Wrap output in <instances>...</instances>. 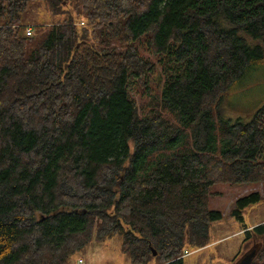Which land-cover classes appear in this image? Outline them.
<instances>
[{
	"label": "trees",
	"instance_id": "1",
	"mask_svg": "<svg viewBox=\"0 0 264 264\" xmlns=\"http://www.w3.org/2000/svg\"><path fill=\"white\" fill-rule=\"evenodd\" d=\"M33 1L77 18L27 55ZM258 67L264 0H0V264H69L115 236L129 264L206 247L222 217L208 188L264 183V102L248 122L219 109ZM261 198L231 210L240 256L258 246L251 264H264V223L242 213Z\"/></svg>",
	"mask_w": 264,
	"mask_h": 264
},
{
	"label": "rangeland",
	"instance_id": "2",
	"mask_svg": "<svg viewBox=\"0 0 264 264\" xmlns=\"http://www.w3.org/2000/svg\"><path fill=\"white\" fill-rule=\"evenodd\" d=\"M67 9H70L67 14H54L41 1L28 4L21 17L22 31L25 28L32 30L31 36L26 39L27 55L45 40L49 27L54 23L68 16L77 18L71 7ZM79 25H82V22H79ZM156 72L153 71L149 76L148 94H152L155 85H159L162 80ZM146 97L140 104L145 102ZM263 102L264 68L258 67L250 70L245 77L230 87L224 94L219 109L222 116L230 121L248 122ZM208 191L207 208L221 212L222 217L209 224V244L201 249L185 253L183 264H234L241 257L240 252L244 247L243 241L246 235L241 231L243 222L231 214L233 204L237 198L245 194L259 192L262 196L261 201L257 205L246 208L242 216L244 224L251 228L264 223V183L216 184L210 186ZM120 243L119 236L104 242L93 240L73 256L69 264H129V256L120 251ZM250 245L251 243L247 247H252Z\"/></svg>",
	"mask_w": 264,
	"mask_h": 264
},
{
	"label": "water",
	"instance_id": "3",
	"mask_svg": "<svg viewBox=\"0 0 264 264\" xmlns=\"http://www.w3.org/2000/svg\"><path fill=\"white\" fill-rule=\"evenodd\" d=\"M258 251V246L254 245L245 253L241 254V257L234 264H251ZM155 255V252H153Z\"/></svg>",
	"mask_w": 264,
	"mask_h": 264
},
{
	"label": "built area",
	"instance_id": "4",
	"mask_svg": "<svg viewBox=\"0 0 264 264\" xmlns=\"http://www.w3.org/2000/svg\"><path fill=\"white\" fill-rule=\"evenodd\" d=\"M31 32H32L31 28H27L25 33H26V35L29 36V35H31ZM80 262H81V261H79V263H80Z\"/></svg>",
	"mask_w": 264,
	"mask_h": 264
}]
</instances>
